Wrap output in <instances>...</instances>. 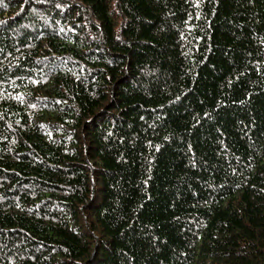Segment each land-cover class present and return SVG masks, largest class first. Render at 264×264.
<instances>
[{"label":"trees","instance_id":"16d2710c","mask_svg":"<svg viewBox=\"0 0 264 264\" xmlns=\"http://www.w3.org/2000/svg\"><path fill=\"white\" fill-rule=\"evenodd\" d=\"M0 264H264V0H0Z\"/></svg>","mask_w":264,"mask_h":264}]
</instances>
